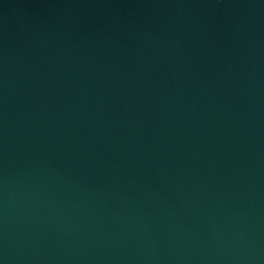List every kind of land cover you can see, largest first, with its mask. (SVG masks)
Instances as JSON below:
<instances>
[{
  "label": "water",
  "instance_id": "water-1",
  "mask_svg": "<svg viewBox=\"0 0 264 264\" xmlns=\"http://www.w3.org/2000/svg\"><path fill=\"white\" fill-rule=\"evenodd\" d=\"M0 264H264V0H0Z\"/></svg>",
  "mask_w": 264,
  "mask_h": 264
}]
</instances>
